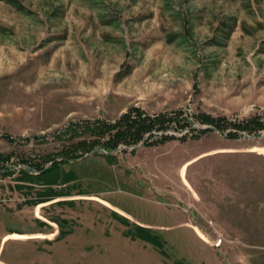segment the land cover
<instances>
[{
  "label": "rangeland",
  "instance_id": "1",
  "mask_svg": "<svg viewBox=\"0 0 264 264\" xmlns=\"http://www.w3.org/2000/svg\"><path fill=\"white\" fill-rule=\"evenodd\" d=\"M135 108L165 120L107 151L102 122ZM262 165L264 0H0V201L9 229L56 236L11 238L2 258L264 264V212L233 236L223 188Z\"/></svg>",
  "mask_w": 264,
  "mask_h": 264
},
{
  "label": "crops",
  "instance_id": "2",
  "mask_svg": "<svg viewBox=\"0 0 264 264\" xmlns=\"http://www.w3.org/2000/svg\"><path fill=\"white\" fill-rule=\"evenodd\" d=\"M248 168L247 166H244ZM254 170L253 168L251 171ZM259 174L264 177V165L258 167ZM223 188L227 190V193L230 192L232 202V217L233 221L231 224L232 234L233 236H237L239 239L241 237L250 236L249 225H256L255 220L252 216L255 213L261 215V212H264V197H259L257 189L264 190V179L260 180H252V179H241L232 182L229 186L227 184L223 185ZM222 197H224L223 190L221 191ZM9 205H6L4 202L0 201V261L5 262L7 264H12L9 257L2 258V253L4 250V245L9 239H23V240H55L56 236H31V234L39 233L34 230H11L9 229L8 222L10 215L4 214V211H9ZM223 217V216H222ZM223 220V218H222ZM34 231V232H33ZM193 232L197 235V231L194 229ZM23 233L28 234L29 237H13V234ZM47 234V233H46ZM54 234V233H51ZM256 245V244H252ZM251 254L247 255V264H253L250 260ZM240 262V261H239Z\"/></svg>",
  "mask_w": 264,
  "mask_h": 264
},
{
  "label": "trees",
  "instance_id": "3",
  "mask_svg": "<svg viewBox=\"0 0 264 264\" xmlns=\"http://www.w3.org/2000/svg\"><path fill=\"white\" fill-rule=\"evenodd\" d=\"M137 110L136 111V117H132L130 116V113L132 110L123 112L119 118V121L121 122L123 120V122L126 124L124 129H116L113 133H111V129L114 128V125L116 126L117 124H114L110 121H104L102 122V125L100 127V131L105 132V131H110V134L112 135H103L104 138V142H103V146L107 151L112 150V146L116 144V142H118L119 140H124L126 141L128 144H133L134 142H137L138 139H140L142 137V133L148 129H150V126L153 124L154 121H158V122H163L165 120V114L163 113H159L158 115H155L154 117L148 115V114H142L143 112L139 109V108H135ZM205 118L207 120H209L210 122H212V126L215 129L221 130L222 126L221 123H219L218 121H215L213 117L211 116H206ZM258 123L261 124V121H259L258 119H256ZM185 123H188V121L184 120ZM189 128H192L191 126ZM211 127H206L203 128L204 130L206 129H210ZM149 134H154L157 135L154 132H149ZM164 134V133H161ZM165 137V134H164ZM94 142V140L92 141ZM105 144V145H104ZM79 146H82L84 148H86V152L90 151V150H94V149H99L100 147H96L93 144H88L86 141H78L76 143L75 146H73V148H77ZM90 146V147H89ZM69 152V150H66L65 153ZM85 153V152H84ZM83 153L78 154H67L65 156H55L53 157L50 161H51V165L48 166H43L39 169L35 168L36 170L40 172H44L48 169L54 168L58 163L60 162H66V161H70V160H75L76 158L82 156ZM59 157V159H58ZM30 166V165H29Z\"/></svg>",
  "mask_w": 264,
  "mask_h": 264
},
{
  "label": "built area",
  "instance_id": "4",
  "mask_svg": "<svg viewBox=\"0 0 264 264\" xmlns=\"http://www.w3.org/2000/svg\"><path fill=\"white\" fill-rule=\"evenodd\" d=\"M206 125H208V124H206ZM206 125H203V126H206ZM202 126V127H203ZM203 128H205V127H203ZM185 131H187V129H185ZM166 133V132H165ZM18 167H21V165H19ZM17 167V168H18ZM33 172H38V170H36L34 167H33ZM215 246H218V245H220L221 244V238H220V236H218V238L216 239V241L213 243Z\"/></svg>",
  "mask_w": 264,
  "mask_h": 264
},
{
  "label": "water",
  "instance_id": "5",
  "mask_svg": "<svg viewBox=\"0 0 264 264\" xmlns=\"http://www.w3.org/2000/svg\"><path fill=\"white\" fill-rule=\"evenodd\" d=\"M203 127H212V128H213V126H212V125H206V126H203Z\"/></svg>",
  "mask_w": 264,
  "mask_h": 264
}]
</instances>
